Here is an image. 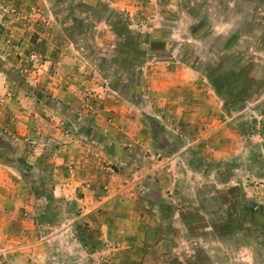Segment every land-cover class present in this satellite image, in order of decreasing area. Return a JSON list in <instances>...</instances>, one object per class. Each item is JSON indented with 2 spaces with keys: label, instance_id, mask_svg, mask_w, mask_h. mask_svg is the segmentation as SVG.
Here are the masks:
<instances>
[{
  "label": "rangeland",
  "instance_id": "obj_1",
  "mask_svg": "<svg viewBox=\"0 0 264 264\" xmlns=\"http://www.w3.org/2000/svg\"><path fill=\"white\" fill-rule=\"evenodd\" d=\"M97 1L0 0V264H264V0Z\"/></svg>",
  "mask_w": 264,
  "mask_h": 264
},
{
  "label": "trees",
  "instance_id": "obj_2",
  "mask_svg": "<svg viewBox=\"0 0 264 264\" xmlns=\"http://www.w3.org/2000/svg\"><path fill=\"white\" fill-rule=\"evenodd\" d=\"M95 2L100 3L97 0H95ZM105 21L107 25H109L113 30L115 36H117L119 43L117 45V48L114 50V64L112 66L106 64L102 66H96L99 70L104 71L105 73L112 74L116 70L121 69V63H125L127 68L125 67L123 68V70H129L130 72V83L128 85L130 90H124L119 95L125 96V99L130 100L131 102L136 104L138 102L137 97L142 96L141 91H139V89L136 90L135 87L137 86L138 81L141 78L140 70L145 58L150 56L153 58L170 59V56L164 54V52L159 50L157 48L158 45L155 44L153 40H150L147 35H143L141 32L132 31L129 27L130 20L127 14L121 12H112L111 14L105 16ZM141 38L143 39L141 40ZM237 97L245 101L247 97L246 92L241 91L237 95ZM257 107L259 109V113L261 115H264V102L259 104ZM146 119L152 122V124H149V127H147L149 129L150 135L152 136V138L158 137L161 130H163L161 122L157 118L149 117ZM166 135L167 134H165L164 136ZM0 141L6 142V147L0 146V151L2 152H0V159H2L3 151L4 153H11L12 146L9 141H4V138H2L1 136ZM246 210L249 212V208H246ZM247 211H245V213H247ZM250 211L251 213L255 212L254 209H250ZM196 218L201 220V218L197 214ZM200 220H198V222H200Z\"/></svg>",
  "mask_w": 264,
  "mask_h": 264
}]
</instances>
